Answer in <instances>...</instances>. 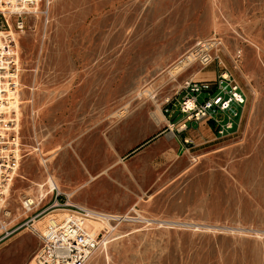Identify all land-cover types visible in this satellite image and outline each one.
Segmentation results:
<instances>
[{"label": "rangeland", "instance_id": "obj_1", "mask_svg": "<svg viewBox=\"0 0 264 264\" xmlns=\"http://www.w3.org/2000/svg\"><path fill=\"white\" fill-rule=\"evenodd\" d=\"M49 17L19 35L20 94L34 102L12 131L11 212L53 176L75 207L111 215L98 234L112 243L87 264H264V0H51ZM203 42L213 61L170 78ZM234 91L228 128L213 104ZM42 218L0 243V264H32Z\"/></svg>", "mask_w": 264, "mask_h": 264}, {"label": "built area", "instance_id": "obj_2", "mask_svg": "<svg viewBox=\"0 0 264 264\" xmlns=\"http://www.w3.org/2000/svg\"><path fill=\"white\" fill-rule=\"evenodd\" d=\"M41 4V7L38 8V4ZM38 0H15V9L12 12L6 9H0V29L8 32V39L3 49L6 51L5 54L1 52L0 48V72L2 78H4L3 71H10L13 73L16 69V63L14 61V56L10 54V47L15 45L14 40L10 37V30L12 25L9 21V18H12L13 26L18 32H25L28 28L29 17H37L38 14H41L42 18H45L46 11H48V5L46 1L43 2ZM4 3L0 1V8ZM12 4V2H9ZM8 13H10L8 15ZM10 45V47H8ZM207 64L213 61L214 57L213 52H208ZM6 63L8 68H2V63ZM221 82H225L228 78V74H221ZM186 89L190 93L200 94L203 91L210 89V84L208 82H189L187 83ZM227 96L219 95L214 100V106L219 110L228 111L229 119L227 123L228 128H232L234 124L233 117L238 115V110L234 106V103L240 104L242 102V95L238 91L226 93ZM197 101V97H195ZM209 104V106H208ZM212 102L209 101L202 106L203 109H208L213 106ZM199 111H203L199 109ZM224 129V126L221 125ZM14 132L10 133L11 139H13ZM7 140V139H6ZM5 140V141H6ZM186 143H189V140H185ZM13 147L12 144L2 143L0 144V164L1 168V180H0V243L8 239L11 235L23 229L24 226H28L30 223L33 224V220L42 218L48 214V212L55 211L57 208H71L78 212V215H72L70 218L62 220L58 219L59 217H51L45 223V233H39V243L40 247L36 251L37 262L38 264H86L94 252L99 248L100 242L104 237V234H94L92 229L89 226V218L87 215L86 208L75 207L70 199L58 188L54 189V192L49 200V202L39 206L33 210L26 218L6 226L5 222L9 221V214L11 212V204L6 200V194H4L3 186L7 181L9 176L8 171L10 164L14 165L15 159L12 152H7ZM25 205L23 204L24 209L29 210L27 206L34 205L29 198H25ZM8 202V205H7ZM10 210V211H9ZM31 224V226H32Z\"/></svg>", "mask_w": 264, "mask_h": 264}, {"label": "bare ground", "instance_id": "obj_3", "mask_svg": "<svg viewBox=\"0 0 264 264\" xmlns=\"http://www.w3.org/2000/svg\"><path fill=\"white\" fill-rule=\"evenodd\" d=\"M0 1H1V3H4L0 9H3V10L6 9V10H9V12H12L15 9V5H14L15 3H13L15 0H0ZM39 1L43 2L44 0H38V2ZM45 1H46V4L48 5V9H47L48 11H46L47 15L45 16V18H42L41 14H38V16L36 17V18H38V20L41 18V22H42L41 24L42 25H44V24L48 25V20L50 18L49 16H50L51 0H45ZM9 2H12V4H9ZM40 7H41V4L39 2L38 8H40ZM9 14L10 13H8V15ZM9 21L12 25V28L10 30V35H11L10 37H12V39L14 40L15 45L13 47L12 46L10 47V45H9L8 47H10V50H9L10 54L14 56V61H15L17 67L12 74L9 73L10 71H8V72L3 71V73H5L4 78H2V76L0 75V144H2V143L12 144L13 147L10 150H7V152H12L14 154L13 158L15 159L14 165L13 164L9 165V168L11 170L8 171L9 176L7 178L6 183L3 186L4 194H6V197H5L6 199H8V194H9V192L13 186L12 185L13 179L16 177V175H18V171H19V167H20V158H21L20 152H19V140H18L19 137L16 135L13 139H11L10 133L12 131H14V132H16V134H18L19 130L21 129V124H22V118H21L22 108L24 106L26 107L28 104H33V102H34V99L24 100L22 95L20 94V89L22 87V84H21V80H20L19 75H20L21 68L23 67V65H21V60H22L20 57L21 43L19 40V35L24 33V32H18L15 29V27L13 26L12 18H9ZM8 36H9L8 32L0 29V48H2L1 52L3 54L6 53V51L3 49V47L7 43V42H5V40L8 39ZM212 43H214V42H212ZM209 45H210V43L206 44V42L205 43L203 42L202 47H199V48L197 47L198 49L190 50L185 55H183L169 69L168 74H169L170 78H176L178 75L183 73L189 66H191L194 62H196L198 60L202 59L201 61H203L205 64V62H207V58H205V56H207L206 52L210 48ZM2 66H3L2 68H8V65L4 62L2 63ZM0 74H1V72H0ZM145 95H147V93ZM150 97H153V96L150 95ZM194 106H195V98H189L187 100V103H186V108L192 109V108H194ZM124 113H125V111H124ZM0 153H4V152L0 151ZM43 162H44V164L47 163L48 159L47 160L44 159ZM1 168H2V165L0 164V172H1ZM1 178L2 177L0 174V180H1ZM56 185L57 184H56L53 176L49 177L46 182H43L40 184H35V187H33L30 191H28V195L24 196L22 198V203L24 205H25V201H26L25 198H27V197L29 198V200H31V202L34 203V205H32V206L28 205L27 208H30V209L29 210L25 209V213H23L21 209H17L15 212H13V211L10 212L9 217H8L9 221L7 223L5 222L6 226L9 225L10 220L14 221L18 217H21V216L23 217L26 215V213H31L33 210H35L40 205V202L44 198H47L52 190L57 188ZM7 205H8V202H7ZM59 210H60V217L58 219L65 220V219L70 218L72 215H78V214H74L71 211H67L64 209H59ZM87 215L90 216V220L94 219L95 217H98L99 220L102 221L101 223L100 222L99 223L96 222L97 224L95 223L97 232L92 230L95 235L98 234V230H100L101 224L106 222L107 219L108 218L110 219V217H111V215H108V214L105 215L103 213H100V212L98 213L95 210H90V209H87ZM53 216L54 215L50 214V215H47L46 217L42 218L41 220H36L35 225L36 226L40 225L44 222L45 219L47 221L48 218H51ZM140 217L141 216L139 215V218ZM114 218H116V217H114ZM117 219H119V218L117 217ZM127 219H128V217H127ZM146 221H148V219ZM155 222L158 223L159 225H163L165 223L164 221H160V220H156V219H155ZM193 228L196 230H201L203 227L198 226V225H194ZM42 233H45V227H44V230L42 231ZM110 235L108 233L104 234V237L102 238L99 247L104 246V247L108 248V245H110L112 243V240H110L111 237H109ZM92 256H91V258H92ZM32 264H38L37 256H36L35 260L32 262Z\"/></svg>", "mask_w": 264, "mask_h": 264}]
</instances>
